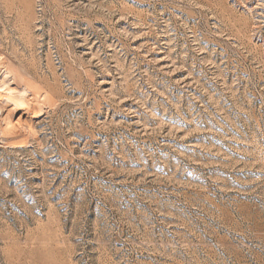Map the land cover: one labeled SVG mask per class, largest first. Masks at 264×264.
I'll return each mask as SVG.
<instances>
[{
    "label": "rangeland",
    "instance_id": "rangeland-1",
    "mask_svg": "<svg viewBox=\"0 0 264 264\" xmlns=\"http://www.w3.org/2000/svg\"><path fill=\"white\" fill-rule=\"evenodd\" d=\"M0 264H264V0H0Z\"/></svg>",
    "mask_w": 264,
    "mask_h": 264
},
{
    "label": "bare ground",
    "instance_id": "bare-ground-1",
    "mask_svg": "<svg viewBox=\"0 0 264 264\" xmlns=\"http://www.w3.org/2000/svg\"><path fill=\"white\" fill-rule=\"evenodd\" d=\"M21 91H23V90H21ZM19 92V91H18ZM45 93V92H44ZM19 99V98H18ZM21 99V98H20ZM32 99V98H31ZM24 101V100H23ZM31 101V100H30ZM9 125V124H8Z\"/></svg>",
    "mask_w": 264,
    "mask_h": 264
}]
</instances>
